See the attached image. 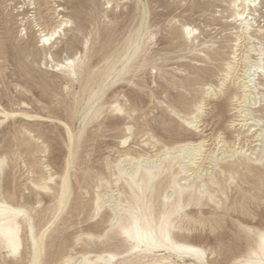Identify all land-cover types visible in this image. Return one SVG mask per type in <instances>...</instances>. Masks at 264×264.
Masks as SVG:
<instances>
[{
  "label": "bare ground",
  "instance_id": "obj_1",
  "mask_svg": "<svg viewBox=\"0 0 264 264\" xmlns=\"http://www.w3.org/2000/svg\"><path fill=\"white\" fill-rule=\"evenodd\" d=\"M103 1L106 18L121 9ZM60 3L21 5L20 15L33 10V18L21 19L20 37L35 33L45 67L66 80L73 102L51 107L63 115L0 104V126L23 123L0 133V264H264V0L205 1L218 14L213 21L228 27L215 36L208 25L179 23L191 57L172 82L177 93L158 101L161 115L152 119L138 92L127 90L140 87L138 73L152 65L155 35L143 1H136L140 22L100 59L92 55L95 30L83 51L58 61L53 51L61 39L72 32L73 44L83 34ZM205 110H213L210 120ZM213 120L218 127L208 139ZM57 125L67 134V156L52 172L34 161L49 152L46 129ZM110 131H117L116 156L95 166L94 147ZM24 154L31 168L18 187L8 156Z\"/></svg>",
  "mask_w": 264,
  "mask_h": 264
},
{
  "label": "rangeland",
  "instance_id": "obj_2",
  "mask_svg": "<svg viewBox=\"0 0 264 264\" xmlns=\"http://www.w3.org/2000/svg\"><path fill=\"white\" fill-rule=\"evenodd\" d=\"M23 1L0 0V45L2 46L0 48V104L8 111L20 112L25 110L40 115H63L62 110H52L51 107L57 104L66 106V104L73 102V98L67 95L65 91L66 80L50 71L51 64L45 67L41 48L37 47L35 33H30L28 30L29 39L22 40L21 37H24L25 31L21 33V30L25 26L21 23V19L26 16H29L30 19L33 18V10H27L26 15H20ZM136 1L113 0V3H120L121 9L109 12L108 18H106L103 0H63V3L60 4L67 8L66 16L70 17L76 26L83 29V34L79 36V41L73 44L68 43L72 32L68 33V39L62 38L61 43H58L53 51L55 59L62 61L67 56H74L83 51L82 43L86 37L90 36V32H92L91 37L94 39L95 30H99L100 39L95 42L92 55L94 60L100 59L104 51L118 44L116 39L125 38L128 31L140 22V11L136 8ZM142 1L147 11L149 10L146 21L150 26V32L155 35V39L152 40L153 49L150 59L152 60L151 66L157 67V69L149 66L139 72L135 81L141 86L130 85L127 90L132 89L138 92L143 100L144 111L148 113V118L152 119L154 116L159 117L161 115V107L158 101H163L169 93L172 95L177 93V90L172 87V82L183 77L191 57L180 38L179 23L193 22L201 29L203 25H208V30L211 29L208 33L213 36L218 35L222 28L227 29L228 27H222L223 24L213 21L214 16L218 14L215 12V8H208L205 5V1L209 0H183L185 5L181 7L171 0ZM193 3L196 4L195 8H192ZM216 4L221 6L220 3ZM15 7L18 9L13 11ZM36 15L39 17L38 13ZM26 27L28 28L27 25ZM158 69H161L160 73ZM178 70L182 72L180 73ZM159 85L166 90V93L158 94L161 91ZM77 90H79L78 86ZM39 100H42V103L50 109L41 110L37 104ZM24 102L28 105L27 107L23 105ZM204 112V117L207 120H210L214 114L213 110H205ZM228 121L229 116L225 114L222 127ZM22 124L19 118L8 119L0 126V133L13 130L14 127L17 128ZM81 127L80 121L74 122L75 132H78ZM217 127L216 120L210 121V125L206 129L208 139ZM46 130H52L51 139L48 142L49 152L37 154L34 161L35 165L40 168L41 163H45L50 165L52 172L60 171L67 156L65 147L67 134L62 125ZM115 132L117 131L107 132L106 137L100 139L99 145L94 147L92 159L95 166L102 165L107 157L112 159L116 156L111 150L118 141L113 137ZM0 137H2L1 134ZM8 158L10 159L9 163L16 166L15 185L24 186L27 183L28 171L31 168L28 156L25 154L21 157L9 155ZM32 176L35 179L37 177L35 174ZM87 199L85 198V200ZM73 231L71 228L69 233L71 234ZM222 261L227 262L228 260Z\"/></svg>",
  "mask_w": 264,
  "mask_h": 264
}]
</instances>
